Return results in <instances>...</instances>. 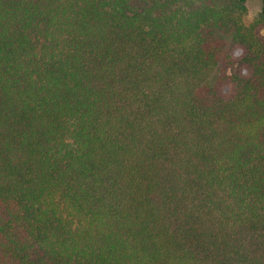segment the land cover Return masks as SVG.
Wrapping results in <instances>:
<instances>
[{
	"label": "trees",
	"instance_id": "obj_1",
	"mask_svg": "<svg viewBox=\"0 0 264 264\" xmlns=\"http://www.w3.org/2000/svg\"><path fill=\"white\" fill-rule=\"evenodd\" d=\"M246 1L0 0V264H264Z\"/></svg>",
	"mask_w": 264,
	"mask_h": 264
},
{
	"label": "rangeland",
	"instance_id": "obj_2",
	"mask_svg": "<svg viewBox=\"0 0 264 264\" xmlns=\"http://www.w3.org/2000/svg\"><path fill=\"white\" fill-rule=\"evenodd\" d=\"M246 7L249 11V16L251 18L257 16V14L260 12V1L259 0H247L246 1ZM242 50L239 46H232L231 47V58L233 64H237L239 59L241 58Z\"/></svg>",
	"mask_w": 264,
	"mask_h": 264
}]
</instances>
